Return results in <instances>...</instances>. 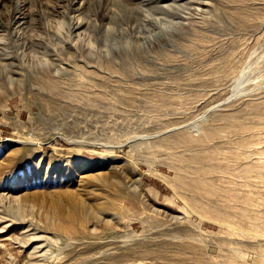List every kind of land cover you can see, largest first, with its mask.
Returning a JSON list of instances; mask_svg holds the SVG:
<instances>
[{
    "label": "rangeland",
    "instance_id": "374dc122",
    "mask_svg": "<svg viewBox=\"0 0 264 264\" xmlns=\"http://www.w3.org/2000/svg\"><path fill=\"white\" fill-rule=\"evenodd\" d=\"M0 264H264V0H0Z\"/></svg>",
    "mask_w": 264,
    "mask_h": 264
},
{
    "label": "bare ground",
    "instance_id": "6f19581e",
    "mask_svg": "<svg viewBox=\"0 0 264 264\" xmlns=\"http://www.w3.org/2000/svg\"><path fill=\"white\" fill-rule=\"evenodd\" d=\"M54 88H57V87H55V84H54ZM199 172L200 171H196V173L197 174H199ZM71 204L67 207V206H65V208L62 206L63 204H60V205H57V206H59V208H60V210L62 211V212H64L65 210H69V211H72V213L75 211L76 213L78 212V211H82L84 214H91L92 212L87 208V207H85L84 206V204H82V203H79V202H77L75 199H72V201L70 202ZM68 209H67V208Z\"/></svg>",
    "mask_w": 264,
    "mask_h": 264
}]
</instances>
